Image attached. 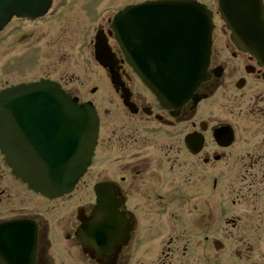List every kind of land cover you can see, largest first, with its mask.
Masks as SVG:
<instances>
[{
    "label": "flooded vegetation",
    "instance_id": "flooded-vegetation-1",
    "mask_svg": "<svg viewBox=\"0 0 264 264\" xmlns=\"http://www.w3.org/2000/svg\"><path fill=\"white\" fill-rule=\"evenodd\" d=\"M258 1V40L251 43L259 55L241 48L215 14L209 78L181 105L161 103L110 40L118 71L114 83L100 73L97 148L71 194L49 199L29 189L0 150V264H264V0ZM38 2L0 0L9 19L0 40L24 30L39 41L29 29L51 26L64 8L51 0L41 18L17 16ZM107 22L96 28L109 31ZM53 58L41 76L0 89L44 78L82 97L57 78ZM96 207L100 215L115 208L117 225L100 233V247L94 233L80 231Z\"/></svg>",
    "mask_w": 264,
    "mask_h": 264
},
{
    "label": "water",
    "instance_id": "water-1",
    "mask_svg": "<svg viewBox=\"0 0 264 264\" xmlns=\"http://www.w3.org/2000/svg\"><path fill=\"white\" fill-rule=\"evenodd\" d=\"M220 1L221 6L222 2H229ZM237 1L244 4L240 7L244 8V13L257 14V7L253 11L251 9L253 0ZM47 2L49 0H43V8ZM245 3H249V7L246 8ZM140 7H128L116 17L113 26L117 38L129 63L133 66L137 63L142 67L143 73L138 71L153 91L164 98L179 97V101L183 102L206 75L213 28L211 13L204 6L188 2L142 5V8L191 9L196 11L199 19V23L187 21L186 28L184 20L179 24L183 27H175L179 33L182 30L188 35L183 33L185 41L182 47L185 51L180 55L179 62L153 61L150 65L136 51L143 48V43L139 39L137 43L134 42L136 32L133 18L138 11L136 9ZM221 10L229 22V5H223ZM173 16V13L169 14L170 22H173ZM181 17L184 18L183 15ZM149 46L145 45L146 52H142V55H154L153 50L149 51ZM96 48L97 59L103 63L99 53L105 48L100 45ZM41 133L45 136H41ZM48 135L50 137L47 138ZM97 138L98 118L94 108L88 104H79L58 84L41 82L22 85L0 94V147L6 155L7 163L32 189L50 198L73 190L91 164ZM95 231H99L97 227Z\"/></svg>",
    "mask_w": 264,
    "mask_h": 264
},
{
    "label": "rangeland",
    "instance_id": "rangeland-1",
    "mask_svg": "<svg viewBox=\"0 0 264 264\" xmlns=\"http://www.w3.org/2000/svg\"><path fill=\"white\" fill-rule=\"evenodd\" d=\"M135 1L58 0L64 9L52 20L54 24L29 29L40 38L39 41L28 38L27 34L24 35L28 32L24 30L13 31L8 40H0V86L7 81L13 83L27 80L32 75L41 76L53 55V61L57 63V78H67L70 87L78 90L84 100L91 99L99 105L104 86L90 41L98 23ZM99 14L102 16L98 17ZM96 86L99 91L93 95L90 90ZM106 100L108 103V98Z\"/></svg>",
    "mask_w": 264,
    "mask_h": 264
}]
</instances>
